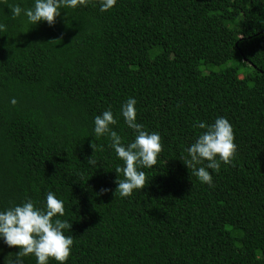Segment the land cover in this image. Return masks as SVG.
Instances as JSON below:
<instances>
[{
	"label": "trees",
	"instance_id": "trees-1",
	"mask_svg": "<svg viewBox=\"0 0 264 264\" xmlns=\"http://www.w3.org/2000/svg\"><path fill=\"white\" fill-rule=\"evenodd\" d=\"M32 2L0 0V210L48 191L63 200L66 264H264V0H117L105 12L88 0L52 26L11 16ZM129 97L161 151L145 187L121 198V162L93 119L111 109L130 142ZM217 117L236 149L209 187L179 158L194 123ZM18 251L0 241V264Z\"/></svg>",
	"mask_w": 264,
	"mask_h": 264
},
{
	"label": "clouds",
	"instance_id": "clouds-1",
	"mask_svg": "<svg viewBox=\"0 0 264 264\" xmlns=\"http://www.w3.org/2000/svg\"><path fill=\"white\" fill-rule=\"evenodd\" d=\"M88 0H33L30 7L23 8L19 3L10 8L13 18L23 16L25 22L37 25L44 22L52 26L63 8L76 9L83 7ZM117 0H97L101 12L111 9ZM5 25L0 23V31ZM12 105L15 98L10 99ZM136 103L129 97L120 106V117L124 124L132 131L133 139L123 143L120 135L111 127L117 123L111 109L103 111L93 119V135L96 138L107 137L110 148L121 162L114 169L116 173L115 192L121 198L130 197L133 192H140L145 187L146 175L142 169H151L157 163L161 151V137L156 131H146L145 126L137 122ZM194 128L200 129L194 142L189 144L180 160L190 174L202 184L212 186L213 172L219 171L221 164H229L235 154L233 129L225 117H217L214 122L206 124L204 121L194 123ZM92 146V145H91ZM88 166H95L97 161L86 158ZM107 191L102 189L101 193ZM64 216V202L48 191L40 204H34L31 199H25L0 210V241L8 247L19 249L16 258L8 264H23L21 257L34 256L36 264H66L73 244L72 235H65L72 224L60 217Z\"/></svg>",
	"mask_w": 264,
	"mask_h": 264
}]
</instances>
